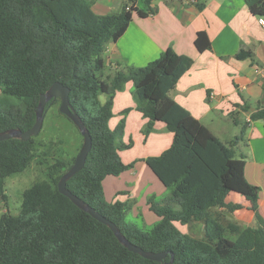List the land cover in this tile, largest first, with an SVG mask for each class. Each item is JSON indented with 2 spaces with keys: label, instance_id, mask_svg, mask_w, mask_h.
<instances>
[{
  "label": "trees",
  "instance_id": "trees-1",
  "mask_svg": "<svg viewBox=\"0 0 264 264\" xmlns=\"http://www.w3.org/2000/svg\"><path fill=\"white\" fill-rule=\"evenodd\" d=\"M92 2L0 0V132L30 129L39 96L60 82L70 89V106L92 138L83 169L66 183L72 194L112 221L132 244L154 253H172L173 264H264L259 188L246 180L245 161L169 96L192 59L167 49L146 66L128 67L105 80L106 44L124 34L134 14L143 18L156 10L153 0H126L120 11L98 15ZM246 3L252 14L264 16L263 0ZM194 43L199 52L206 50L207 34L198 32ZM128 82L134 87L136 110L148 119L143 134L147 136L160 122L173 137L168 149L144 160L169 190L161 203L148 199L150 211L160 218L149 229L126 222L130 204L107 202L102 187L106 177L133 166L124 164L119 155L131 148L122 140L124 119L114 129L109 127L113 95ZM103 94L108 99L101 104ZM59 104V99H51L44 115ZM250 119L264 121V91ZM35 137L0 141V199H6L5 180L23 173L33 161ZM74 160L55 159L47 179L23 191L19 213L1 216L0 264H160L128 251L108 227L58 192L57 183ZM230 192L250 202L257 228L222 223L218 214L211 213L214 208H241L225 203ZM198 222L204 225L201 238L176 226Z\"/></svg>",
  "mask_w": 264,
  "mask_h": 264
},
{
  "label": "crops",
  "instance_id": "crops-1",
  "mask_svg": "<svg viewBox=\"0 0 264 264\" xmlns=\"http://www.w3.org/2000/svg\"><path fill=\"white\" fill-rule=\"evenodd\" d=\"M125 2L93 0L91 8L105 15L120 11ZM151 7L155 14L143 18L134 14L124 34L106 44L102 54L104 79L128 67H144L167 49L191 58L192 66L176 81L169 96L222 143L231 145L235 157L239 151L238 157L245 161L246 180L259 188L258 216L264 222V121L250 119L262 103L264 91V30L258 16L250 12L246 0H153ZM198 32H205L209 39L203 52L194 43ZM133 90L128 82L113 95L109 121L114 129L124 119L122 140L131 143V148L119 155L124 164L133 166L116 177H106L102 187L107 202L129 203L131 218L149 229L160 218L150 211L148 199L161 203L169 190L144 160L168 149L173 137L160 122L154 123L147 136L143 134L148 119L136 110ZM107 99L105 94L99 96L101 104ZM125 110L128 112L123 113ZM225 203L241 208L212 209L222 223L232 222L240 228L259 226L243 196L230 192ZM195 225L204 232L201 222L190 227L195 230ZM181 227L190 232V227Z\"/></svg>",
  "mask_w": 264,
  "mask_h": 264
},
{
  "label": "rangeland",
  "instance_id": "rangeland-1",
  "mask_svg": "<svg viewBox=\"0 0 264 264\" xmlns=\"http://www.w3.org/2000/svg\"><path fill=\"white\" fill-rule=\"evenodd\" d=\"M140 6L142 7L141 3ZM100 101H104L103 96ZM35 142L37 146L35 157L30 166L23 173L13 175L5 180L4 194L6 199H0V218L4 213L18 214L23 191L34 182L47 179L48 168L55 159L70 161L76 157L82 146L83 137L71 122L59 114V105H54L45 112L42 129L35 137ZM137 151L139 153L138 149ZM237 151L236 158H239V151L238 154ZM126 222L144 228L140 220L134 221L131 218L130 213L126 216ZM177 225L182 232L187 233V227ZM196 225L195 230L190 227L189 234L201 238L203 230L197 229Z\"/></svg>",
  "mask_w": 264,
  "mask_h": 264
},
{
  "label": "water",
  "instance_id": "water-1",
  "mask_svg": "<svg viewBox=\"0 0 264 264\" xmlns=\"http://www.w3.org/2000/svg\"><path fill=\"white\" fill-rule=\"evenodd\" d=\"M69 94H70V89L67 86L61 84L60 82H54L45 93L39 96V102L35 108V122L33 126L26 131H21L19 129H10L5 132H0V141H6L10 139L28 141L32 137L37 136L40 133L43 126L44 110L46 104L51 99H56V98L59 99L60 100L59 112L62 115L66 116L78 129V131L83 137V143L78 155L75 157L74 163L61 176L60 180L58 181L57 183L58 192L61 195L67 197L80 210L86 212L93 219L108 227L112 231L118 242L122 244L131 253L137 254L144 259L154 261L160 264H173L174 256L172 253H168V252L154 253V252L146 251L141 247L132 244L121 234L118 227L112 221L108 220L100 213H98L95 209L85 204L80 198L72 194L66 188L67 181L71 179L76 173H78L80 170L83 169L87 156L92 148V138L80 116L72 110L69 101ZM168 255H170V258L169 260H166Z\"/></svg>",
  "mask_w": 264,
  "mask_h": 264
},
{
  "label": "built area",
  "instance_id": "built-area-1",
  "mask_svg": "<svg viewBox=\"0 0 264 264\" xmlns=\"http://www.w3.org/2000/svg\"><path fill=\"white\" fill-rule=\"evenodd\" d=\"M258 22L262 29L264 30V17L263 16H258Z\"/></svg>",
  "mask_w": 264,
  "mask_h": 264
}]
</instances>
